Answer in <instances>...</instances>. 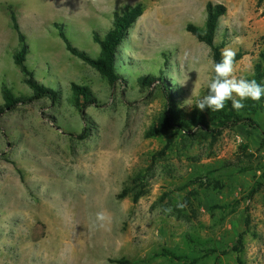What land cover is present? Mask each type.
I'll return each mask as SVG.
<instances>
[{
  "label": "rangeland",
  "instance_id": "rangeland-1",
  "mask_svg": "<svg viewBox=\"0 0 264 264\" xmlns=\"http://www.w3.org/2000/svg\"><path fill=\"white\" fill-rule=\"evenodd\" d=\"M138 4L144 13L119 49L127 82L111 87L68 52L60 30L98 57L94 33ZM208 4L226 7L216 44L243 53L235 75L252 78L264 0H0V264H264V188L249 196L264 172V126L147 136L169 98L191 114L214 78L212 49L187 30L205 29ZM11 11L27 65L57 104L5 107V88L32 97L13 58ZM148 76L158 81L142 85ZM74 85L99 103L86 119ZM87 126L91 135L77 139ZM98 212L109 217L103 228Z\"/></svg>",
  "mask_w": 264,
  "mask_h": 264
},
{
  "label": "trees",
  "instance_id": "trees-1",
  "mask_svg": "<svg viewBox=\"0 0 264 264\" xmlns=\"http://www.w3.org/2000/svg\"><path fill=\"white\" fill-rule=\"evenodd\" d=\"M12 22L19 38V48L14 52V62L18 66L23 74L24 83L29 86L32 91V97L28 99L16 98L13 93L5 88L3 90L5 107L8 110H15L19 103L30 104L36 101L49 100L53 104H57L60 100V94L52 87H46L36 80L35 72L32 71L27 65V56L29 54V47L27 44V37L21 32L19 23L15 16L14 11H11ZM144 13V6L138 4L125 9L122 12H117L114 15L112 27L109 30H105L102 33L96 31L94 33V41L99 45L101 53L98 57H92L87 52L76 47L63 30H60V36L64 41L68 52L73 56L81 59L92 68L96 69L102 77H104L111 87H117L118 85L126 84L127 80L120 73L119 67V49L122 46L124 39L128 36L130 30L134 24L142 17ZM227 13L226 7L222 5L208 4L207 6V20L205 29H201L196 25L189 24L187 30L193 34L200 42L205 43L212 49L214 62H220L222 60V51L226 46V42L216 44V36L218 31V23L221 17ZM244 54L239 52L236 54L235 63L243 58ZM255 79L261 85H264V52L259 57V62L255 65V74L249 80ZM156 78L153 76L141 77L139 82L144 86H152L156 83ZM158 81V80H157ZM167 96H170V92L167 88H164ZM73 90L78 95L84 98V105L82 106L81 113L86 119L85 111L92 106H98L99 103L91 95L88 88L79 87L74 85ZM207 90L205 96L208 94ZM245 107L239 111L235 110L231 101H229L222 111L213 112L210 109L201 111L198 107L191 113L180 111L174 99L169 98L167 100V106L162 114L158 118L157 123L148 131L147 136L149 138H155L161 136L162 133L169 130H174L180 134H191L193 128L197 131H202L205 135L212 133H223L226 130L233 129L239 125H245L252 129L260 128L264 126V98L259 102L251 100L244 101ZM0 112L5 113L3 107H0ZM211 120V124H207ZM91 135L90 127H85L82 134L77 139L85 141ZM135 184L141 183L140 180ZM218 188L220 182L217 183ZM264 188V172L261 174L259 181L251 188L249 196L253 198ZM129 191L125 190V194ZM141 196L135 197V203H138ZM242 243V236L239 238L238 245ZM239 248L236 246L235 251ZM174 256V254H171Z\"/></svg>",
  "mask_w": 264,
  "mask_h": 264
},
{
  "label": "clouds",
  "instance_id": "clouds-1",
  "mask_svg": "<svg viewBox=\"0 0 264 264\" xmlns=\"http://www.w3.org/2000/svg\"><path fill=\"white\" fill-rule=\"evenodd\" d=\"M221 55L222 60L220 62H212V70L215 75L207 85L208 94L197 102L196 107L201 111L205 109H210L213 112L222 111L231 101L232 107L239 111L245 107L244 101L246 100L261 101L264 98V85L255 79L237 78L235 75L236 52L230 48H225ZM189 105L191 104L189 103ZM96 219L99 222V227L103 228L109 217L104 212H98Z\"/></svg>",
  "mask_w": 264,
  "mask_h": 264
},
{
  "label": "crops",
  "instance_id": "crops-1",
  "mask_svg": "<svg viewBox=\"0 0 264 264\" xmlns=\"http://www.w3.org/2000/svg\"><path fill=\"white\" fill-rule=\"evenodd\" d=\"M42 84V83H41ZM44 85V84H43ZM48 87H50L51 88V86H48ZM53 88V87H52Z\"/></svg>",
  "mask_w": 264,
  "mask_h": 264
}]
</instances>
